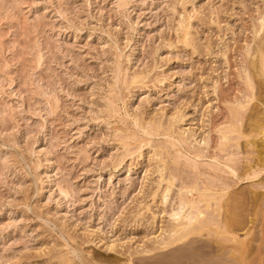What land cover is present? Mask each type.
<instances>
[{
    "label": "rangeland",
    "instance_id": "rangeland-1",
    "mask_svg": "<svg viewBox=\"0 0 264 264\" xmlns=\"http://www.w3.org/2000/svg\"><path fill=\"white\" fill-rule=\"evenodd\" d=\"M259 12L263 0H0V264H143L170 250L181 186L196 181L250 226L264 171L245 177L250 138L222 152L219 130L246 101ZM250 104L246 116L264 109Z\"/></svg>",
    "mask_w": 264,
    "mask_h": 264
},
{
    "label": "bare ground",
    "instance_id": "bare-ground-1",
    "mask_svg": "<svg viewBox=\"0 0 264 264\" xmlns=\"http://www.w3.org/2000/svg\"><path fill=\"white\" fill-rule=\"evenodd\" d=\"M180 23L183 39L186 42L189 36L188 27L184 26V21ZM252 26L253 30L251 32L253 33L255 45H253L252 48L249 47L244 55V85L245 90L248 92L245 96L246 101H244V104H239L232 112L234 120H232L229 125L219 130L222 141L220 150L222 152L227 148L228 144L235 139L233 135L236 134L238 136L237 139L250 138L246 141L245 148L248 150V148L253 147L252 152L248 153H250V159H255L254 164L250 162L244 166L243 175L247 178L258 176L264 171V109L260 111L259 109L261 107L259 105H253L254 107H251L252 109L249 115H247L248 117L245 115L253 100L263 102L262 106H264V12H259V17L253 22ZM143 79L139 78L136 79V81L142 82ZM243 110L244 119L248 123L246 122L247 128L242 130L239 122L241 121L240 112ZM183 121L184 117L182 116L173 118L167 127H163V129H166L164 133L171 136H174V134L176 135L177 131L175 129L178 124ZM160 123L162 122H159V120H152L149 126L154 130L156 129L155 131L160 132L163 126V124L161 125ZM179 136H181L179 140L183 144H187L193 139V136L187 138H184L182 135ZM257 137H260V140H255ZM232 157L234 156H230L227 162L234 164L230 169L232 172H235L233 167L238 159ZM176 159L175 161H177ZM165 170H167V164L165 163L158 168V171L162 174L158 186L167 182V186L164 188L162 194L164 198L174 186L175 181L173 177H168L170 175L167 174V176H165L163 174ZM212 170L220 171L219 168H213ZM192 171L198 173L200 176L205 175V173L200 171L199 166H192ZM209 178V185L212 188L223 180L218 175L209 176ZM184 184L181 186V191H185L184 195L180 197L181 211L173 210L171 216L173 217L174 224H172L168 230L170 235L165 241L163 240V242L160 243L162 247L159 246V249L163 248L166 250L170 247V250L164 254L161 253V256H158V254L157 256L156 254L155 256H151V258L149 256H144L142 259L148 260L144 261L143 264H254V262L257 261L255 260L256 257L254 259L255 261H253L254 256H261L259 261H263L264 199H255V196L263 197L264 195L253 193L255 194L254 197H252L254 198V203L249 213L252 217L249 219L251 225L248 226V222L245 221V219H247L245 218L246 215H244V218L242 215L246 214V211L240 214V211H236L233 207L229 208L227 201V206L224 205L225 192L212 190L208 186L201 187L197 181L196 183L193 182V184L190 183V185ZM212 201L215 202L214 205L211 204ZM185 209H187V211H185ZM242 211L243 210H241V212ZM245 228L248 229L246 230ZM242 230L245 231L244 237H241L238 232ZM257 233L260 234L258 235ZM204 237H207L209 240L213 238V240H211L212 242L210 241L211 243L209 244V240L208 243H206L207 240H203ZM155 250L156 249H150L147 252L149 253ZM250 256H253L252 260L249 259ZM145 257L149 258L145 259ZM138 258L140 259L141 257ZM134 260L135 259L132 258L127 264H135L136 260ZM250 261L253 262L250 263ZM84 262L89 264V261L87 262L86 259ZM138 263H142L141 260Z\"/></svg>",
    "mask_w": 264,
    "mask_h": 264
}]
</instances>
